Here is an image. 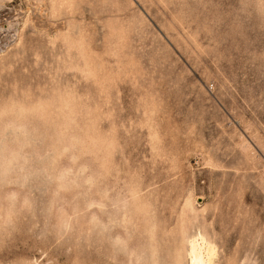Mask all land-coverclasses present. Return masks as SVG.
<instances>
[{
    "label": "rangeland",
    "instance_id": "rangeland-1",
    "mask_svg": "<svg viewBox=\"0 0 264 264\" xmlns=\"http://www.w3.org/2000/svg\"><path fill=\"white\" fill-rule=\"evenodd\" d=\"M0 6V264H264V0Z\"/></svg>",
    "mask_w": 264,
    "mask_h": 264
},
{
    "label": "bare ground",
    "instance_id": "bare-ground-1",
    "mask_svg": "<svg viewBox=\"0 0 264 264\" xmlns=\"http://www.w3.org/2000/svg\"><path fill=\"white\" fill-rule=\"evenodd\" d=\"M1 9H2V6H0V10ZM43 16H44V14H43ZM44 20H45V18H44ZM18 22H19V20L13 18V20L5 27L6 34L2 37V42H4V45H3V47H0V52H2L3 49H6L10 44H13L15 42ZM74 185H76V184L74 183ZM203 235L202 234H197L195 236L193 235V237L187 241V248H186V263L187 264H215L214 261H215V258L217 256L216 255V249H215L216 247L213 246L210 243V241H208ZM147 249H149V248H147Z\"/></svg>",
    "mask_w": 264,
    "mask_h": 264
}]
</instances>
